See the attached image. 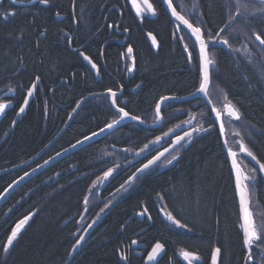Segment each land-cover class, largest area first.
Returning a JSON list of instances; mask_svg holds the SVG:
<instances>
[{"label":"trees","instance_id":"obj_1","mask_svg":"<svg viewBox=\"0 0 264 264\" xmlns=\"http://www.w3.org/2000/svg\"><path fill=\"white\" fill-rule=\"evenodd\" d=\"M73 1L79 25L76 38L84 41L97 35L110 6H119L118 0H49L51 9L36 11L35 7L28 9L23 19L17 16L9 23H0V86L18 71L15 78L10 79L13 82L20 81L27 89L37 77L40 83L26 113L6 138L3 134L19 109L14 107L11 114L0 121V171L37 156L54 140L77 104L88 95L108 89L118 91L121 87L124 96L119 98V105L131 115L139 116L141 121L150 123L156 119L155 108L161 97L188 96L199 87V73L193 68L196 62L193 60V67L188 66L185 53L169 45L167 22L161 18L149 27L161 43L159 50L153 52L143 30L128 11L122 24L129 30L128 43L133 47V76L126 77L127 69L120 61L122 47L109 42L104 44L108 24L117 21L118 15L112 12L103 32L87 46L88 54L97 64H100V55L103 56L105 70H100L101 81H97L77 53L70 52L66 43L58 39L61 28L72 29ZM192 2L193 10L199 7V25L212 36L220 32L232 16L233 4L229 0ZM256 3L251 4L256 6ZM252 5L245 13L246 25L239 30L234 25L231 28L234 36L228 41L234 60L225 52L218 56L221 75L214 78V83L221 93L214 99L237 107L242 118L236 132L256 160L264 163V89L261 83L264 81V48L257 47L253 37L264 40V20L260 9ZM52 9L65 14V19L54 21ZM244 56H249L256 66L248 64ZM138 84L140 89L132 95L131 90ZM16 93L19 96L20 92ZM195 101L186 103V108L182 109L186 111L184 115L190 114ZM172 106L176 105L162 107V126L152 130L150 135L139 126L121 127L17 190L0 208V264H64L76 244L81 225L90 224L101 215L105 216L101 224L70 264H141L132 253L128 255L133 241L147 247L157 242L163 244L166 254L158 264H182L177 254L183 251L195 253L199 259L197 264H210L216 248L220 249L219 264H244L247 253L238 204L229 163L217 132L190 140L171 167L160 173H147L126 186V191L117 192L143 163L127 155L141 150L185 119L186 115L174 114L178 110ZM113 119H118V115L110 108L108 97L88 99L64 134L35 162L0 175V196L25 173L99 131ZM112 147L125 149V153L115 152ZM240 162L246 173L255 177L248 184L250 208L258 232L264 234V176L248 159ZM110 168L112 175L98 198V183ZM143 209L151 217V225L145 219L136 218ZM26 216L28 221L5 251L4 245L12 229ZM169 216L184 227L175 224ZM251 255L247 264H264V240L252 247ZM121 258L126 262H121Z\"/></svg>","mask_w":264,"mask_h":264},{"label":"flooded vegetation","instance_id":"obj_2","mask_svg":"<svg viewBox=\"0 0 264 264\" xmlns=\"http://www.w3.org/2000/svg\"><path fill=\"white\" fill-rule=\"evenodd\" d=\"M136 1L139 3V5L141 7L140 8L141 11L138 13V15H134V13L132 12L130 5H129L127 0H118L119 6L115 5V4L111 5L110 8L108 9L106 15H105L102 26L96 32L97 35L90 37L86 41L80 40V38H76L77 33L79 32V25H78L77 19L75 17L74 1H73L72 7L70 10L72 29L66 30L64 28H61L59 30V34H58L59 41L61 43L65 42L67 49L70 52L77 53L78 58L92 73V70L85 63V60H86L85 57H88L87 60L92 65L93 64L96 65V68L98 70L99 79H96V77L93 75V73H92V75L94 76V78L97 81L100 82L101 81L100 70L101 69L105 70L103 56L100 55V64H97L92 59V57L88 54L89 50L87 49V46L91 45L92 41L95 38L99 37L101 32H103L102 29L105 27V24H106L109 16L112 15V12H115L118 15L117 21H113V23L108 24L106 36L104 38V39H106L104 44L106 42H109V43H114L119 47H122L123 51L120 54V61H121L122 65H124L123 67H125L127 69L126 77L129 78V77L133 76L132 74L135 71V63H134V59H133V47H132V45H130L128 43L130 33H129V30L125 28V25L122 24L124 21V18H125L126 11H128L130 13L133 21L137 24L139 29L143 30L144 38H145L148 46L151 48V50L153 52H157L159 50L161 43H160L156 33L154 32V30L150 29L149 27L151 24L156 23L157 21H159V19L162 18L167 22V25L169 28V34H168L169 45L173 48V50L179 49L183 53H185L188 66L193 67L192 61L194 60L196 62V65L193 68H194V70L198 71L199 80H201V75H200V70H199L200 63H199V58H198V51H197V48H196L190 34L186 30V28L181 27L179 22H176L175 20H173L168 15V13L166 12V9L164 8L161 0H147L148 3L152 5V11L148 10V8L143 4L142 0H136ZM229 2L231 4H233L232 5L233 6L232 16H231V18L228 17L227 24L223 28H221V29H224V31L221 32V30H220V32H218L217 34L212 36L209 33H205L204 32L205 29L199 25V7L196 10H193L192 7H190L191 3H193L192 0H172L173 6L177 7V11L182 16H184L186 19H188L189 22L192 23L194 27H201L202 28L203 38L206 41V43L210 44L209 49H208V55H209V59L212 60V62H213L214 68L213 69L210 68V80L211 81H210V86H209L207 95H208L209 101H211L212 106L215 107L216 109L220 110V112L222 114L221 115V121L224 123V138H225V140L228 141V143L226 145H227V148L230 147L234 151V149H236L234 146H236V145H234L232 143L233 142L232 138H239V137L241 138L240 135H239V137L237 135H235L237 133L235 128L237 126H240L241 119L239 121H237V120L231 119L230 117L227 116L224 105L226 103H229L228 101H217L214 99L215 95H218L219 93H221V90L216 88L215 83H214V78L217 75V74H215V67H217V64H218V56L221 55V52H225L227 54V56L230 57V59H232V60H234V56H233V53L231 52L232 47H230L229 41H228V45H227L228 49H222L220 47H217L216 44H218L217 43L218 40H225V39L230 40V37L234 36V34L231 31V28L233 25L235 26L234 28H237L238 30L240 29V27H243L246 25L245 20L248 18V16H246L245 13H247L251 10L252 7H250V5H252L251 3H253V0L252 1L251 0H229ZM258 3L255 4L256 6H254V5H252V6L255 9H260V12L263 13L262 19L264 20V3H262V2H258ZM35 7L37 9L36 11H40L42 9H51L52 4H51V2H48L47 4L40 3L39 0H35L34 3H28L27 0H24V2H20V0H0V23H9L10 21H12L17 16L23 19L24 16L28 13V9H34ZM51 12L53 14V20L56 22H62L66 17L65 14L60 15L59 10L52 9ZM63 12H65V11H63ZM147 28L149 30H151L152 32L147 30ZM228 31H229V33L226 35V32H228ZM149 36L155 38V41L157 43L156 49L151 47L149 40H148ZM253 37H254V42L256 43L257 47L264 48V44H261L255 36H253ZM242 43H244V42L241 41V44ZM185 45H187V48H185ZM129 48L132 49L131 52L128 51ZM189 54L191 55V60H189ZM244 57L246 58V60H248V62H249L248 64H250V65L252 64L254 67L256 66V64L254 65L252 62H250L251 58H249V56H244ZM17 73L15 75L8 76V80L6 82H4V84H2V86H0V103H5V104L9 105V107L5 110V112L0 114V121L8 113L11 114V111L14 107L17 109H20V107H22L24 100L26 98V95L28 93V90L30 88L34 89L33 98H32V100H33L35 97V93H36L38 87L40 86L39 79L38 80L36 79L34 81V83L28 89L26 87L27 85L24 87V85L22 83H20V81L16 80L13 82L12 80H10L12 78H15ZM199 85H200V81H199ZM140 86L141 85L138 84L133 90H131V94L134 95L132 92L136 88H138V90H139ZM198 88H197V90H198ZM118 89H119L118 91H115V90H113V91L117 92V95L119 98L120 97L123 98V96H124L123 89L121 87H119ZM197 90H195V91H197ZM17 91L20 92L19 96H17V93H16ZM105 92H107V91L98 92L96 94H101V93H105ZM13 93L15 94L14 96H13ZM31 101H30V103H31ZM120 101H122L123 103L127 102L126 99H121ZM193 101H195V100H193ZM109 102H110V98H109ZM187 102H191V101H187ZM187 102H179V103L169 102V103H166L169 105H171V104L176 105V106L171 107L173 109L177 108L176 110H178V111L174 112V114H180L183 116L186 115L187 117L185 116L184 117L185 119L181 123H179L178 125L174 126L173 128L169 129L168 131L164 132L163 134H161L160 136H157V137H162L165 134L169 133L170 131H172L176 128L188 125L189 123H186V121L191 120L190 126L188 128H186L184 131H182L181 134H178L177 136H184L185 132L191 131L193 128L203 127L206 129V131L195 133L190 140H193L195 138H205L211 132H217L219 138L221 139L219 128L215 122V119H213V113H212V110L210 109V107L208 106V104L201 99H197V101H195L193 104H191L192 111L190 112V114H188L189 115L188 116L187 114L184 115L183 112L186 113V111L182 110V109L186 108L185 105ZM166 104H164V105H166ZM162 107H161V109H162ZM206 112H208L209 114ZM17 113L14 114L12 121L9 122L10 128L8 127L6 129V133L3 134V138H6L9 135L8 133L11 130H13V129H11V126L13 124V121L15 119V115H17ZM160 113H161V110H160ZM155 116H156V114H155ZM161 117H162V123H163L162 114H161ZM156 120H157V118L154 121L147 123V124H153L156 122ZM162 123L160 126H162ZM135 126H137V125H135ZM139 127H141V126H139ZM159 127H157V128H159ZM141 128H143V127H141ZM157 128H155V129H157ZM143 129L148 131V135L151 134L152 130H155V129L148 130L145 128H143ZM177 136L172 137V138L175 139ZM156 138L154 140L150 141L148 144L157 140ZM173 139H168V140L164 141L158 149L152 148L146 152L138 153V154L131 157L132 154L140 152L143 148H145V146H144L141 150L128 154L127 158H129V159L136 158L138 161H143V163L138 167V168H141L143 164L147 163V161L152 158V156L157 155L158 153L163 152L165 149H168L169 147H171ZM190 140L185 139L183 142H181L175 149H173L170 153L165 155L156 165H154L147 173H150V172L160 173L161 171L166 170L169 167H171L178 160V158L180 157L184 147L187 145V143ZM148 144H146V145H148ZM238 148L240 150V147H238ZM119 153L124 154L125 149H123V152L119 151ZM238 153H240V155L238 156V162L241 163L240 162L241 159H245V156L242 154V152H238ZM225 155H226V153H225ZM172 156L177 157L175 159V161L173 163H171L170 165L165 163L166 160L172 159ZM136 170L134 171V173L136 172ZM147 173H145V174H147ZM144 175H142V176H144ZM141 177H139V178H141ZM138 179H136V180H138ZM100 195L98 196V198H100ZM140 214L142 215L141 218L138 217V215H140ZM136 218L139 221H142L145 219L146 221L149 222L150 225L152 224L151 217L148 215V213L144 209L142 210V212H140L136 215ZM88 225L89 224H85V223L82 224L79 231L81 230V228H86ZM77 237L79 239V236H77ZM154 245L147 247L142 243H138V244L136 242L132 243V246L130 247V252L128 255H130L132 253L131 255H133V257H135V258H138L141 261V264H143L146 256L148 255V253L150 252V250L153 248ZM165 254H166V249L164 247L163 257L165 256ZM179 256H180V254H177V259L182 264H184L178 258ZM121 260H122V258H121ZM123 260L126 262V259H123ZM198 262H199V259L197 258L195 261L192 262V264H197ZM126 264H127V262H126Z\"/></svg>","mask_w":264,"mask_h":264},{"label":"snow or ice","instance_id":"obj_3","mask_svg":"<svg viewBox=\"0 0 264 264\" xmlns=\"http://www.w3.org/2000/svg\"><path fill=\"white\" fill-rule=\"evenodd\" d=\"M20 2H24V0H20ZM28 3H34L35 0H27ZM40 3L47 4L49 0H39ZM135 3V0H134ZM162 3L166 5V10H170V16L175 18L176 22H182L180 23L181 27H187L188 29L191 30V34L195 36L196 41L199 43V53H198V58H199V63H200V75H201V80H200V85L198 88V91L201 93H204L205 96H207V88L209 85V80H210V66L214 67L212 60L209 59L208 55V49L210 44L206 43V41L203 38V30L201 27H194L192 23L189 22L188 19H186L184 16H182L178 11L177 7L173 6L172 0H162ZM147 8L149 11H152V5L148 4ZM137 12L139 13L141 11L140 7L137 6ZM14 14V13H13ZM230 26V25H229ZM224 29H221V32H223ZM259 39V37H257ZM262 44H264V40L260 41ZM153 43L155 44V38H153ZM217 43H222L223 45L227 46L228 45V40H218ZM185 48H187V45H185ZM129 52L132 51L131 48L128 49ZM85 59H88V57H85ZM189 60H191V55L189 54ZM93 68L96 67L95 64L92 65ZM39 77H37V80ZM110 98V108H113L116 110L118 119H113L111 122L106 123L103 128H100V133H103L106 129L111 130L116 126H119L121 122L125 119H130V120H135V121H140L139 116H133L130 114L129 111L125 110V107H121L118 103L119 97L117 95V92L113 91L112 89L107 90ZM28 95H32V89L30 88L28 90ZM174 97H161V101H165L168 99H173ZM25 105H27L28 101L27 99L25 100ZM211 103V101H209ZM9 107L8 104L5 103H0V114L4 113L5 110ZM224 108L226 110V114L228 117L231 119L239 121L242 117L240 112L238 111L237 107L234 106L231 102L226 103L224 105ZM160 109L161 105L159 103L156 104V118L160 119ZM25 111V108L22 106L19 109V112L22 113ZM73 111H76L75 109ZM212 111L215 112L216 118L219 120L221 119V112L220 110L216 109L215 107L212 108ZM19 114V113H18ZM186 123L191 124V120L186 121ZM206 131L205 128L203 127H196L193 128L191 131L185 132L184 136H177L174 143L179 144L182 140L184 139H191L195 133L198 132H203ZM220 131L223 133L224 131V123H220ZM97 133L93 132L92 137L96 136ZM235 135L239 136V133L237 132ZM91 137L85 136L84 141L89 140ZM157 141L160 140V137L156 138ZM83 143V141L78 140L76 142L77 145ZM228 141H225V144H227ZM76 145H73L72 147H75ZM240 151L243 153H246L247 156L251 157L253 160H256V157L253 155L251 151L245 146L243 141L240 142ZM145 148H147V145H145ZM143 151V150H141ZM165 152L168 151V149L164 150ZM228 154L229 156L232 157L231 159V165L232 168L235 170V187L239 193V200H240V205L242 209V229H243V234H244V244L249 247V257L248 259H252L251 255V249L254 245H257V242H260L264 240V234L258 232L257 227L254 224L253 220V215L252 212L249 209V191H248V183L247 182H252L254 181L255 177L254 176H249L245 174L242 170L241 167L239 166L237 162V153L234 152L230 147L228 148ZM59 155V153H57ZM164 155V152H160L157 155L152 156L151 159L147 161V163L143 164L141 168H138L136 170V173H143L146 170H148L151 166L155 165L157 161L161 159V157ZM177 157L172 156V159L166 160L165 163L171 164L173 160H175ZM257 164H259V171L264 172V163H260L259 160L256 161ZM255 171V170H253ZM113 169H109L108 171L104 172V177L107 178L112 175ZM136 173H133L131 176L128 177V180L125 181V184H128L131 186V183L135 180L138 179ZM27 175V173H25ZM11 187V185H9ZM121 190L126 191L127 189L124 187V184L120 186V189L117 190V192H120ZM87 197L85 198V203H87ZM108 205H105L107 207ZM103 211V209H101ZM29 217H24L23 220H21L19 223L16 224L15 228L12 229L11 234L8 236L7 243L4 245V250L7 251L12 245L15 239L17 238L18 233L20 232V229L23 227V225L28 221ZM169 219L173 220L175 224L178 226L184 227V225H181L178 220H175L173 217L169 216ZM91 227V225H89ZM84 237H81L80 240H77L76 243L77 245L80 244V241L83 240ZM135 243V241H133ZM164 245L157 242L155 246L152 249V252L149 253L147 259L148 261H155L157 259V256L159 253L163 250ZM220 253V249L216 248L215 251L212 254V262L213 264H216L217 261V255ZM185 261H188L189 264H192V262L197 259V256L195 253L191 251H183L180 254Z\"/></svg>","mask_w":264,"mask_h":264},{"label":"water","instance_id":"obj_4","mask_svg":"<svg viewBox=\"0 0 264 264\" xmlns=\"http://www.w3.org/2000/svg\"><path fill=\"white\" fill-rule=\"evenodd\" d=\"M129 5H130V8L132 10V12L134 13V15H138V12H137V6L140 7L139 3L135 0V3H134V0H127ZM162 1V0H161ZM256 1H259V2H262L264 3V0H256ZM143 4L147 7V5L149 4L147 0H142ZM163 6L164 8L166 9V5L163 3ZM141 8V7H140ZM166 12L168 13V15L170 16V10H166ZM171 17V16H170ZM173 20H175V18L171 17ZM179 23H182V22H179ZM186 30L188 31V33L190 34L193 42L195 43V46L197 48V51L199 53V43L198 41H196V38L194 35L191 34V30L188 29L187 27H185ZM148 40H149V43L151 45L152 48L156 49L157 48V43H153V37L149 36L148 37ZM258 41L260 42L261 40L258 39ZM261 43V42H260ZM262 44V43H261ZM217 47H220L222 49H227V46L223 45L222 43H218L216 44ZM85 63L88 65V67L92 70V73L93 75L96 77V79H99V76H98V70L97 68H93L92 67V64L86 59L85 60ZM210 68H214L212 66H210ZM209 84H210V80H209ZM208 89H209V85H208V88H207V92H208ZM138 88H136L132 93L135 94L137 92ZM33 93H34V89H32V95L29 96L28 93L26 95V98L25 100L27 99L28 103L27 105H25V103H23V107L25 108V111L20 113L18 112L14 121H13V124L11 126V129H13L15 127V125L17 124L18 121L21 120V118L24 116V114L26 113L27 111V108L30 104V101L32 100L33 98ZM93 97H109V94L108 92H105V93H101V94H92V95H88L86 96L85 98H83L78 104L77 106L75 107V110L76 111H73L72 114L70 115L68 121L66 122L65 126L63 127V129L61 130V132L54 138V140H52V142H50V144H48V146H46L37 156H35L33 159L29 160L28 162L22 164V165H19V166H16L14 168H11V169H8V170H4V171H0V175H4V174H7V173H10V172H13V171H16L18 169H21L23 167H26L30 164H32L33 162H35L43 153H45L49 148H51L57 141L58 139L64 134L65 130L67 129V127L70 125V123L72 122V120L75 118V116L77 115V113L79 112L80 108L82 107V105L90 98H93ZM197 99H201L203 101H205L208 106L210 107V109L212 110L213 106L211 103H209V98H208V95L205 96L204 93H201L200 91H195L194 93L188 95V96H185V97H182V98H173V99H168V100H165V101H159L158 103L161 105V107L166 104V103H169V102H173V103H179V102H187V101H193V100H197ZM24 100V102H25ZM113 109V108H112ZM114 112L117 114L116 110L113 109ZM161 110V109H160ZM213 119H215V122L219 128V132H220V135H221V142H222V149L223 151L226 153V157H227V160H228V163H229V168H230V172H231V175H232V180H233V188H234V192H235V197H236V201H237V204H238V210H239V217H240V223H241V228H242V223H243V220H242V209H241V205H240V200H239V193L235 187V170L232 168V165H231V159L232 157L229 156L228 154V148H227V145L225 144V138H224V131L223 133H221L220 131V123L222 122L221 119H217L216 118V115H215V112H213ZM155 114H156V108H155ZM160 117H161V113H160ZM162 123V117L160 119H157L155 123L153 124H147L143 121H135V120H130V119H125L121 122V124L119 126H116L114 127L113 129L111 130H105L103 133H100V131H97L95 133H97L96 136L92 137V134L89 135V137H91L89 140L87 141H84V139L80 140V141H83V143L77 145L76 143L74 145H76L75 147H72L70 146L69 148L61 151L59 153V155H55L53 157H51L50 159H48L47 161H45L43 164L37 166L36 168L32 169L31 171L27 172V175H23L21 176L19 179H17L16 181H14L12 184H11V187H8L3 193L2 195L0 196V208L4 205V203L17 191L19 190L22 186H24L26 183H28L29 181H31L32 179H34L35 177L39 176L41 173H43L44 171H46L47 169L51 168L52 166H54L55 164H57L58 162L66 159L67 157L73 155L74 153L78 152L79 150L95 143L96 141H99V140H102L106 137H108L109 135H111L113 132L119 130L121 127L125 126V125H137V126H141L145 129H148V130H152V129H155L157 127H159ZM190 126V124L188 125H185V126H181L179 128H176L172 131H170L169 133L165 134L164 136L160 137V140H155L154 142L150 143L147 145V148H143L142 150L143 151H140V152H137L135 154H132V156L138 154V153H143V152H146L148 151L149 149H158L161 144L168 140V139H173L172 137H175L177 136L178 134H181L182 131H184L186 128H188ZM199 135V134H198ZM176 139V138H175ZM175 139L172 140V146L168 148V151L164 152V155L161 157V159L167 155L168 153H170L173 149H175L181 142H183L184 140H182L179 144H176L174 143ZM113 151L115 152H123V149H119V148H115V147H112L111 148ZM240 152V151H239ZM237 153V162H238V156L240 155V153L236 152ZM242 154L245 156L246 159H248L252 165L255 167V169L259 172L260 175L264 176V172H260L259 171V164H257V160H253L251 157L247 156L246 153H243ZM160 159V160H161ZM159 160V161H160ZM157 161V163L159 162ZM175 160L172 161V163L174 162ZM156 163V164H157ZM155 164V165H156ZM239 164V162H238ZM170 165V164H168ZM167 165V166H168ZM154 166V165H153ZM153 166H151L148 170H146L145 172L143 173H136L137 177H141L142 175H144L145 173H147ZM239 166L241 167V170L246 173L242 166L239 164ZM136 180V179H135ZM134 180V181H135ZM133 181V182H134ZM132 182V183H133ZM108 183V177L105 178L103 177L99 183H98V186H97V189H98V196L102 193V191L105 189L106 185ZM131 183V184H132ZM246 183H250V182H247ZM126 186H129L128 184H125L124 183V187ZM249 209H250V196H249ZM251 211V210H250ZM104 215H101L99 216L98 218H96L95 220H93L89 225H91V227H89V225L86 227V228H81V230L77 233V236H79V239L81 237H84L83 240L80 241V244L77 245V243L74 245L73 249L71 250L65 264H70L73 260V258L75 257L76 254H78L80 252V249L82 248V246L86 243V241L90 238V236L94 233V231L97 229V227L101 224L102 220L104 219ZM139 218L142 217V215H138ZM19 223V222H18ZM242 234H243V229H242ZM243 240H244V234H243ZM245 245V244H244ZM155 246V245H154ZM153 246V247H154ZM246 249H247V255H246V260H245V263H247L248 261V257H249V247L246 246ZM153 249V248H152ZM152 249L150 250L149 253L152 252ZM148 253V255H149ZM148 255L146 256L145 260H144V263L143 264H158L160 259L163 257L164 255V248L163 250L159 253V255L157 256V259L155 261H148L147 257ZM184 264H189L188 261H185L183 259V257L180 255L178 257ZM219 258H220V253L217 255V261H216V264H218L219 262ZM196 260V259H195ZM194 260V261H195ZM210 264H213L212 262V259H211V262Z\"/></svg>","mask_w":264,"mask_h":264},{"label":"bare ground","instance_id":"obj_5","mask_svg":"<svg viewBox=\"0 0 264 264\" xmlns=\"http://www.w3.org/2000/svg\"><path fill=\"white\" fill-rule=\"evenodd\" d=\"M253 1H256V0H253ZM257 2H259V1H257ZM257 38V37H256ZM260 39V38H259ZM195 44V43H194ZM228 49V48H227ZM213 69V68H212ZM215 74H217L216 76L218 77L219 75H221V72H220V70H219V66L217 65V67H215ZM211 81V80H210ZM262 83V86H263V89H264V81H262L261 82ZM209 86H210V84H209ZM220 87V86H219ZM221 88V87H220ZM222 89V88H221ZM166 97H175V96H166ZM175 98H182V97H175ZM15 117H16V115H15ZM68 121V120H67ZM61 132V131H60ZM59 132V133H60ZM187 139V138H186ZM45 172V171H44ZM42 174V173H41ZM245 174H247V173H245ZM248 175V174H247ZM250 210H251V208H250ZM240 226H241V223H240ZM241 230H242V228H241ZM243 244H244V241H243ZM244 248H245V250H246V253H247V249H246V247H245V245H244ZM77 255V254H76ZM75 255V256H76ZM211 259H212V256H211ZM211 259H210V262H211ZM219 260H220V258H219ZM121 262H123V263H125V261L122 259L121 260ZM65 264V263H64ZM218 264H219V262H218Z\"/></svg>","mask_w":264,"mask_h":264},{"label":"rangeland","instance_id":"obj_6","mask_svg":"<svg viewBox=\"0 0 264 264\" xmlns=\"http://www.w3.org/2000/svg\"><path fill=\"white\" fill-rule=\"evenodd\" d=\"M239 128V126H237L236 128H235V130H237ZM240 135V134H239ZM239 137V136H238ZM242 138V137H241ZM241 138L239 137V138H233V141L234 142H232L234 145H236V146H234L236 149H234V152H239L240 150H239V145H240V142L242 141L241 140ZM241 152V151H240ZM240 165H241V163H239ZM243 168V167H242ZM243 170L246 172V170L243 168ZM95 193V192H94ZM250 196V195H249Z\"/></svg>","mask_w":264,"mask_h":264}]
</instances>
